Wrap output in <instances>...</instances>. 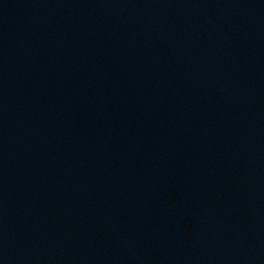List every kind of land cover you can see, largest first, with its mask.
<instances>
[{"label": "water", "instance_id": "water-1", "mask_svg": "<svg viewBox=\"0 0 264 264\" xmlns=\"http://www.w3.org/2000/svg\"><path fill=\"white\" fill-rule=\"evenodd\" d=\"M0 264H264V0H0Z\"/></svg>", "mask_w": 264, "mask_h": 264}]
</instances>
